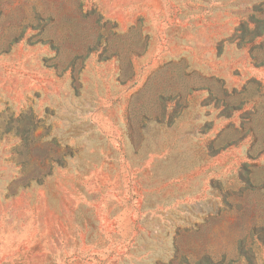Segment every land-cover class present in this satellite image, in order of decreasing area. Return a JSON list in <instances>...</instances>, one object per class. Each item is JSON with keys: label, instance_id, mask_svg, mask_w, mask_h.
I'll return each instance as SVG.
<instances>
[{"label": "rangeland", "instance_id": "374dc122", "mask_svg": "<svg viewBox=\"0 0 264 264\" xmlns=\"http://www.w3.org/2000/svg\"><path fill=\"white\" fill-rule=\"evenodd\" d=\"M262 34L264 0H0V264H244L264 144L209 145L264 110Z\"/></svg>", "mask_w": 264, "mask_h": 264}, {"label": "trees", "instance_id": "16d2710c", "mask_svg": "<svg viewBox=\"0 0 264 264\" xmlns=\"http://www.w3.org/2000/svg\"><path fill=\"white\" fill-rule=\"evenodd\" d=\"M263 35L264 34L260 36H256L253 40L261 38L263 37ZM254 49L255 48H253L252 51H254ZM257 49H258L257 55H254V54L252 55L253 56L252 58L254 61H258L259 58H264V41L260 43ZM259 66L261 67L264 66V59L262 60L261 63H259ZM249 84L253 86V88L250 87V91H252L253 94L257 93L258 91L259 93L262 91V84L260 81L253 80ZM212 94L217 98L219 93H217V91H212ZM249 98H252V95ZM221 102L223 103L221 108L224 109L225 111H228L227 112L228 117L229 118L232 117V114L236 112V114H238L239 116L235 118L237 119L239 118V120L242 119L243 125H240L238 127L229 126L226 130L222 131L220 135L217 136V138L214 141H212L209 145L210 149L213 151V154L218 155L220 152H223L224 150L230 148L231 146H236L238 145V143H241L247 138H250L252 142L251 145L253 146H251L249 155L252 158H254L255 156L252 155L251 152L260 153V155H262L263 148L259 147V145L261 146L264 144V136L262 137V139L260 137V135L264 134V127L259 129V127L257 126L258 124L261 125V122L263 123V119H264L263 108L261 107L257 108L256 107L257 104L254 101L248 102L243 97L239 100L238 99L237 100L228 99L227 101L223 98L221 99ZM248 106H251L252 110L248 111L251 113L246 114L247 111H245V108ZM243 115H244V118H243ZM245 119H248V121H245ZM249 124H250L249 129L248 131H246V126ZM249 181L250 180H248V182ZM251 239L253 241V245L249 250H245L243 246L240 247V255L241 256L244 255V259H245L244 264H254V260H255V254L253 251L254 248H256L257 246V248H259L260 250L262 247H264V226L261 228L252 230ZM174 263L175 264H191V262L189 261V258H187L184 255L182 256L176 255V259L170 264H174ZM236 263L238 262L232 261V260L227 263L225 259L219 263H214L209 256H204L203 258L197 261H194L192 264H236Z\"/></svg>", "mask_w": 264, "mask_h": 264}]
</instances>
